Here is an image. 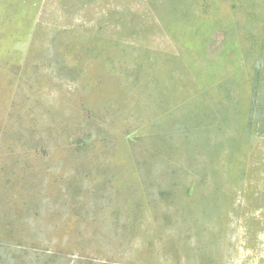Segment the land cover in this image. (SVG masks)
Instances as JSON below:
<instances>
[{
    "label": "rangeland",
    "instance_id": "1",
    "mask_svg": "<svg viewBox=\"0 0 264 264\" xmlns=\"http://www.w3.org/2000/svg\"><path fill=\"white\" fill-rule=\"evenodd\" d=\"M0 264H264V0H0Z\"/></svg>",
    "mask_w": 264,
    "mask_h": 264
}]
</instances>
